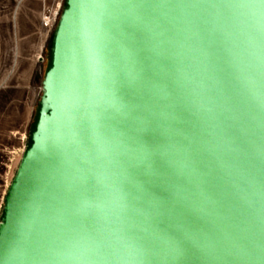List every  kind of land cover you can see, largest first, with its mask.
Returning a JSON list of instances; mask_svg holds the SVG:
<instances>
[{"label": "water", "instance_id": "95a60500", "mask_svg": "<svg viewBox=\"0 0 264 264\" xmlns=\"http://www.w3.org/2000/svg\"><path fill=\"white\" fill-rule=\"evenodd\" d=\"M0 264H264V0H66Z\"/></svg>", "mask_w": 264, "mask_h": 264}, {"label": "rangeland", "instance_id": "374dc122", "mask_svg": "<svg viewBox=\"0 0 264 264\" xmlns=\"http://www.w3.org/2000/svg\"><path fill=\"white\" fill-rule=\"evenodd\" d=\"M65 0H0V222L39 118Z\"/></svg>", "mask_w": 264, "mask_h": 264}, {"label": "trees", "instance_id": "16d2710c", "mask_svg": "<svg viewBox=\"0 0 264 264\" xmlns=\"http://www.w3.org/2000/svg\"><path fill=\"white\" fill-rule=\"evenodd\" d=\"M66 6H67V4H66V0H65L64 8H65ZM54 34H55V33H54ZM51 66H52V55H51L50 67H51ZM50 67H49V68H50ZM31 144H32V140H31L30 146H31ZM30 146H29V147H30Z\"/></svg>", "mask_w": 264, "mask_h": 264}]
</instances>
